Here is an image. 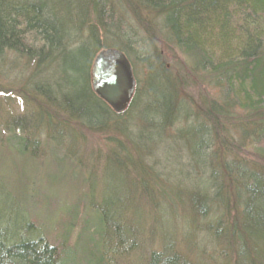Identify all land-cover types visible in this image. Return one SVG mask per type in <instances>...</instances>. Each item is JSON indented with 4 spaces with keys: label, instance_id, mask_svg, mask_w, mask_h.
<instances>
[{
    "label": "trees",
    "instance_id": "16d2710c",
    "mask_svg": "<svg viewBox=\"0 0 264 264\" xmlns=\"http://www.w3.org/2000/svg\"><path fill=\"white\" fill-rule=\"evenodd\" d=\"M107 48L126 55L135 79L121 112L91 84L92 61ZM2 78L26 112L7 120L16 151L37 157L50 143L82 169L81 133L108 142L99 178L84 176L91 193L67 204L53 241L15 201L0 204V264H194L185 239L179 250L153 229L156 199L170 214L187 191L194 217L217 210L220 230L206 232L223 264H264V0H0ZM40 207L51 223L60 206L47 198ZM145 236L156 248L136 240Z\"/></svg>",
    "mask_w": 264,
    "mask_h": 264
},
{
    "label": "rangeland",
    "instance_id": "374dc122",
    "mask_svg": "<svg viewBox=\"0 0 264 264\" xmlns=\"http://www.w3.org/2000/svg\"><path fill=\"white\" fill-rule=\"evenodd\" d=\"M129 22L130 20L126 19L124 23L128 24ZM155 44L161 47L159 41H156ZM141 45H138L141 48L139 49L146 50L147 47H141ZM164 51L165 49H162V52ZM166 56L167 63L170 66L173 63L177 69L179 67L178 64L183 61L180 54L175 51H171V54L169 53ZM16 73L22 74V70L10 72V76H15ZM6 80L11 79L2 78L1 81H5L6 84H0V204L2 205L4 201H6V203L15 201V204L11 203L15 206L13 208L20 209L21 215H19L21 218H26L30 213V221L41 226L42 228L40 229H42L46 235L49 234L53 241L54 236L62 230L58 225L60 224L58 221L62 222L63 218L64 223L66 222L62 213L67 207V204L76 205L78 202V204L81 205L82 202L80 198L86 202V198L89 195L87 191L89 190L88 186L86 188L84 176L92 174V177L99 178L100 174H97V172H99L98 168L107 154L106 146L108 141L105 139L106 136L104 135L100 136L85 131L81 133L78 139L80 145L78 149H76V152L80 154V159H83L81 161L82 169L79 167L78 161L65 158L64 151L59 149L58 146L50 143L48 145L45 144L44 147L41 148L40 154H38L37 157L32 156L30 150L29 152L21 154L19 151L20 149L16 151L14 147V143H17L14 141L13 137H7L9 134V122H7V120L22 116L26 112L22 106L23 102H21L19 97L14 93L15 91L9 90V87H6ZM8 82L10 83V81ZM188 90L192 98L198 96L199 91L196 85H189ZM56 138H58L59 141L61 139L58 134H56ZM44 141L42 137L39 140L40 144H44ZM155 168L156 167H154V169ZM188 168L190 169H186L187 171L193 170L191 167ZM177 169V167L170 168L171 171ZM177 171L181 174L187 172L182 168H179ZM157 173V176L161 178V189H164L166 186L165 184H167L166 180L162 178V176H164V170L160 172L158 170ZM189 181V184H192V179ZM6 184H10V186L8 185V187H6ZM88 184L89 189L92 188L94 193L99 190L97 182L93 183L91 181ZM181 184L185 183L182 182ZM194 184H197V180L194 181ZM4 187L8 188V190L6 188L4 189ZM172 188L178 190L175 184ZM89 192L91 193V191ZM155 192H158V190ZM183 193L184 194L180 197L176 198V202H181H177V205L172 209L174 212L170 214H167V209L164 207L165 203L159 198L160 196L156 199V201L161 203H158V206L162 207V215L158 216V219L153 224V229L156 230L159 228L167 237L173 235L177 249L179 245H182L180 242L185 239L189 250L195 256L192 261L194 264H201V262L204 264H223V256H221V249L219 248L220 244H214L212 242L213 235H211V232H206V227L208 226L211 228L213 225L215 230H220V227L215 225V221L218 217L217 210L211 213L212 210L210 208H204V217H194L195 214H191L186 206L187 204L183 205L186 201L185 197L189 199L192 194L188 191ZM47 198L60 206L56 212H52L54 220L51 219V223L49 221V216L46 215L43 212V208L40 207L41 204L45 203ZM37 199L40 203L37 202ZM197 199L198 205H200V198L197 197ZM168 209L170 208L168 207ZM10 211L13 213L12 209ZM11 212H8L9 215L7 217L9 219L12 215ZM163 221L165 223V230L161 228V223ZM45 229L49 231L46 232ZM136 240H139V244L145 248L149 245L156 248V244L159 243L158 240L154 239L151 241V245L148 236H145L143 239L140 237V239L138 238ZM136 240L131 238L128 244H134ZM185 252L183 254H185Z\"/></svg>",
    "mask_w": 264,
    "mask_h": 264
},
{
    "label": "water",
    "instance_id": "95a60500",
    "mask_svg": "<svg viewBox=\"0 0 264 264\" xmlns=\"http://www.w3.org/2000/svg\"><path fill=\"white\" fill-rule=\"evenodd\" d=\"M94 92L114 111H123L131 100L135 79L126 55L117 49L100 50L91 67Z\"/></svg>",
    "mask_w": 264,
    "mask_h": 264
},
{
    "label": "bare ground",
    "instance_id": "6f19581e",
    "mask_svg": "<svg viewBox=\"0 0 264 264\" xmlns=\"http://www.w3.org/2000/svg\"><path fill=\"white\" fill-rule=\"evenodd\" d=\"M91 67H92V64H91ZM90 73H91V68H90ZM134 93H135V88H134V92H133V95H134ZM133 95H132V97H133ZM132 97H131V99H132ZM131 101V100H130ZM130 103V102H129ZM129 103H128V105H129ZM128 105L126 106V108L128 107ZM125 108V109H126ZM3 230H5V228L3 227ZM179 249V248H178Z\"/></svg>",
    "mask_w": 264,
    "mask_h": 264
}]
</instances>
